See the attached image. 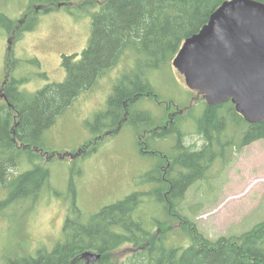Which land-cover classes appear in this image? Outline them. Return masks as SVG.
Instances as JSON below:
<instances>
[{
	"label": "trees",
	"instance_id": "trees-1",
	"mask_svg": "<svg viewBox=\"0 0 264 264\" xmlns=\"http://www.w3.org/2000/svg\"><path fill=\"white\" fill-rule=\"evenodd\" d=\"M24 1L0 0V5L14 3L23 7ZM26 1L47 7L43 13L60 4L75 3L88 12L96 10L90 12V35L81 55H62L61 66L66 75L63 82L47 83L36 92L27 93L21 89L26 82L14 74L17 69L13 60L5 64L10 79L2 87L5 101L0 106V188L8 193L0 197L2 218L9 209L21 208L29 201L39 202L51 194L43 193L50 172L40 163L39 153H48L42 138L80 94L93 89L105 73L127 58L132 67L113 87L106 110L96 117L91 131L96 136L101 129L118 127L124 118L126 124L143 121L138 118L144 114H135L134 106L145 96L156 97L152 86L154 73L170 67L184 40L198 33L226 0H95L97 5L93 0ZM0 21L9 32L13 20L0 12ZM36 21L35 18L28 22L19 36L30 31ZM31 64L40 65L37 59ZM37 76L46 78L44 73ZM185 118L150 136L172 132L177 135L178 145L175 154L165 155L166 161L146 174L147 180L154 182L148 194L133 193L83 219L71 183L72 216L64 222L63 240L50 252L41 250L36 256L7 259L2 264H88L82 259L85 252L101 255L90 264H115L112 255L122 246H132L139 252L131 263L120 264H264V222L241 236L211 241L180 213L188 188L205 179L216 159H222V168L234 152L264 139V121L248 124L230 101L217 106L204 103L195 120V130L204 145L200 150H189L183 144L184 132L180 129ZM16 169L20 173L14 174ZM145 196L157 201L165 218L153 225L159 230L163 223L177 218L192 232L191 246L165 248L164 234L144 228L137 212Z\"/></svg>",
	"mask_w": 264,
	"mask_h": 264
},
{
	"label": "rangeland",
	"instance_id": "rangeland-1",
	"mask_svg": "<svg viewBox=\"0 0 264 264\" xmlns=\"http://www.w3.org/2000/svg\"><path fill=\"white\" fill-rule=\"evenodd\" d=\"M23 5H0V12L13 20L9 32L0 21V93L10 79L5 66L9 59L17 69L14 74L26 82L21 89L27 93H34L47 83L63 82L66 75L61 66L62 55H81L90 35V12L96 10L88 12L75 3L43 13L45 6L26 0ZM35 18L33 28L19 36ZM36 59L38 67L31 64ZM131 67L123 58L93 89L80 94L45 131L42 142L48 153L39 155L41 166L50 172L43 193L51 194L39 202L29 201L21 208L9 209L0 217V264L7 259L36 256L41 250L50 252L63 240V225L72 213L71 183L83 219L133 193L152 190L154 182L148 181L146 174L163 162L165 155L175 154L178 145L175 133L150 138L153 132L165 131L190 115L180 123L183 144L189 150L204 145L195 130V120L205 102L197 92L187 89L172 62L153 75L156 97L145 96L134 106L135 114H144L138 119L145 123L126 124L124 118L118 127L101 129L94 136L91 127L96 117L105 112L113 87ZM39 73L46 78L37 76ZM2 102L0 98V106ZM221 162L216 159L205 179L188 188L180 208L195 229L211 241L241 236L264 222V139L234 152L222 168ZM13 173H20V169ZM4 193L8 191L0 188V197ZM143 200L137 215L142 217L145 229L152 228L156 233L158 226L153 224L165 219L161 206L149 196ZM158 232L165 235V248H187L193 244L192 232L177 218L163 223ZM138 252L132 246H122L112 259L115 264L131 263Z\"/></svg>",
	"mask_w": 264,
	"mask_h": 264
},
{
	"label": "water",
	"instance_id": "water-1",
	"mask_svg": "<svg viewBox=\"0 0 264 264\" xmlns=\"http://www.w3.org/2000/svg\"><path fill=\"white\" fill-rule=\"evenodd\" d=\"M61 6V5H59ZM173 69L207 106L230 101L248 123L264 121V3L226 0L185 39ZM100 254L85 252L88 264Z\"/></svg>",
	"mask_w": 264,
	"mask_h": 264
},
{
	"label": "flooded vegetation",
	"instance_id": "flooded-vegetation-1",
	"mask_svg": "<svg viewBox=\"0 0 264 264\" xmlns=\"http://www.w3.org/2000/svg\"><path fill=\"white\" fill-rule=\"evenodd\" d=\"M0 98L3 100V101H5V99H4V96H3V94H2V92L0 93ZM199 150H200V148H198ZM198 149H195V150H198ZM87 263V262H86Z\"/></svg>",
	"mask_w": 264,
	"mask_h": 264
}]
</instances>
